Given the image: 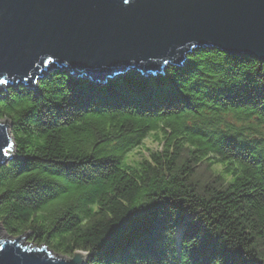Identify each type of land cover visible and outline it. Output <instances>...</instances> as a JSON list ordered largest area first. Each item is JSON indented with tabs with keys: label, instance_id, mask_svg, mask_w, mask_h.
Instances as JSON below:
<instances>
[{
	"label": "trees",
	"instance_id": "trees-1",
	"mask_svg": "<svg viewBox=\"0 0 264 264\" xmlns=\"http://www.w3.org/2000/svg\"><path fill=\"white\" fill-rule=\"evenodd\" d=\"M0 121L16 152L0 167L8 236L86 264H210L221 249L264 264V62L201 49L106 85L56 70L4 92ZM150 135L162 152L130 164ZM207 162L227 175L197 185Z\"/></svg>",
	"mask_w": 264,
	"mask_h": 264
},
{
	"label": "water",
	"instance_id": "water-1",
	"mask_svg": "<svg viewBox=\"0 0 264 264\" xmlns=\"http://www.w3.org/2000/svg\"><path fill=\"white\" fill-rule=\"evenodd\" d=\"M201 49L264 62V0H0L3 89H37L56 70L98 85L132 72L157 77ZM10 127L0 121V167L15 159ZM25 236H0V264L89 258L65 260L46 246H25Z\"/></svg>",
	"mask_w": 264,
	"mask_h": 264
},
{
	"label": "rangeland",
	"instance_id": "rangeland-1",
	"mask_svg": "<svg viewBox=\"0 0 264 264\" xmlns=\"http://www.w3.org/2000/svg\"><path fill=\"white\" fill-rule=\"evenodd\" d=\"M4 89L7 91L8 89H10L8 86H3ZM27 88V87H26ZM2 87H0V96L5 92ZM32 89V88H31ZM2 122H6V121H2ZM229 123L231 124H235V122L232 119L228 120ZM10 130V129H9ZM163 136L160 135L158 138L156 135H150L149 138L147 140L144 141V143L135 151H133L129 156H128V160L130 164H137V163H142L145 161H149L150 160V155L151 154H156V153H160L163 150V144H162V140ZM12 157H16V152H15V147L14 149L11 151L10 154ZM225 167L222 164H217L215 166H213L212 168L208 165L207 163H203L200 167H198V169L196 170L197 174L194 177V183L195 184H199L200 186L206 185L208 183H212L214 180H217L218 177H225L227 174L225 173ZM214 179V180H213ZM0 236L1 237H6L7 234L4 231L2 225H0ZM29 236H25V240L23 241L25 246H32V247H42L37 245L36 243L31 241L30 238V234H28ZM55 255H59L56 254L55 252H53ZM61 258L65 259V260H70V258L68 257H64L62 255H60Z\"/></svg>",
	"mask_w": 264,
	"mask_h": 264
},
{
	"label": "snow or ice",
	"instance_id": "snow-or-ice-1",
	"mask_svg": "<svg viewBox=\"0 0 264 264\" xmlns=\"http://www.w3.org/2000/svg\"><path fill=\"white\" fill-rule=\"evenodd\" d=\"M124 2L127 4L129 3V0H124ZM0 84H7L6 80H0ZM9 151H5L4 155H8ZM3 249L0 248V251H2ZM197 252L201 251V249L198 247L196 249ZM236 255H238V253H234V252H227L223 249L221 250H215V255H213L210 259V264H214V261L216 260H223V264H231V260L233 257H235Z\"/></svg>",
	"mask_w": 264,
	"mask_h": 264
}]
</instances>
